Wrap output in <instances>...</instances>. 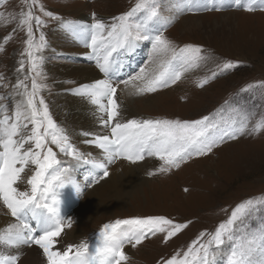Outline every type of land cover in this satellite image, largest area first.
<instances>
[{"label":"snow or ice","instance_id":"snow-or-ice-1","mask_svg":"<svg viewBox=\"0 0 264 264\" xmlns=\"http://www.w3.org/2000/svg\"><path fill=\"white\" fill-rule=\"evenodd\" d=\"M23 3L26 10L17 14L9 11L10 0H0V19L17 21L14 31H25L27 36L16 69L23 76L16 77L11 92L0 94V101H13L11 108L0 103V206L7 209L5 215L14 218V222L0 228V245L17 251L23 246L36 245L42 250L47 264H124L129 260L124 250L126 245L136 247L158 233L163 234L167 242L188 224L176 223L162 215L118 219L103 225L94 246L82 241L67 244L61 250L57 245L62 243L65 228L71 227V217L62 211V194L66 188H71L77 197L83 194V187L74 178L75 169L80 164H91L101 171L102 178H107L109 165L118 159L135 164L146 157H156L163 162L156 171L166 173L193 158L212 154L229 141L264 131V117L252 128L248 127L247 114L226 125L210 116L183 121L160 118L125 120L118 89L123 92L132 88L134 91L130 95H143L177 84L185 73L200 68L210 59L203 46L186 44L179 47L165 35L173 18L162 15L160 0H137L130 10L114 17L111 24L93 12L91 23L83 25L54 16L41 6L40 11L45 16L60 21L72 39L91 50L86 54L87 59L94 61L104 76L68 90L87 98L96 108L98 124L110 129L105 134L80 131L79 135L85 138L83 143L94 144L102 150L103 159H94L90 153L82 152L67 127L53 118L49 103L41 94L50 90V85L43 82L46 77L42 53L47 42L43 31L36 37L34 26L43 27L45 21L34 14L36 0H23ZM227 6H243L244 11L251 13L264 10V0H231V5L230 0H214L211 7L202 0H184L176 5V18L186 12L219 11ZM9 39L11 36L6 37L5 42ZM141 42L151 43L146 63L125 79L114 78L119 57L134 52ZM3 50L0 45V51ZM25 64L28 65L27 74H24ZM237 65L238 62L224 61L218 65V71L198 81L197 86L203 88L210 79ZM252 87L247 86L248 89ZM50 145H55L59 154L70 160L58 158V153ZM148 174L152 176L156 172ZM91 183L89 181V185ZM257 203L247 199L238 204L214 232H201L187 251L176 252L171 258L163 259L162 264H215L224 251L222 246L234 241L237 230L257 210ZM258 251L264 257V229L235 243L227 256L228 264H264V258L254 259ZM18 260V254L0 252V264H17Z\"/></svg>","mask_w":264,"mask_h":264},{"label":"rangeland","instance_id":"rangeland-1","mask_svg":"<svg viewBox=\"0 0 264 264\" xmlns=\"http://www.w3.org/2000/svg\"><path fill=\"white\" fill-rule=\"evenodd\" d=\"M136 2L137 0H36L34 14L45 21L43 27L34 26L36 37L38 38L40 31H43L46 38L47 47L42 53L44 64L45 62L59 64V60L74 63L78 59L67 53L48 54L52 48L48 43L50 41L47 39V33L52 28H60L61 24L60 21L45 16L40 11L41 6L45 11H51L54 16L83 25L91 23L93 12L106 23L111 24L114 22V17L130 10ZM183 2L184 0H160L162 15L173 18V23L168 26L165 35L179 47L186 44L203 46L210 59L200 68L185 73L177 84L169 88L160 89L155 93L133 95V99L125 101L134 106L135 101L143 103L142 97L156 94L152 99L156 101L162 96L161 106L140 110L146 111L144 113L151 118L183 121L210 116L221 125H226L233 119L239 120L242 114H247L248 127H254L264 117V15L258 13H264V10L258 9L250 13L244 11L243 6L240 8L227 6L219 11L186 12L176 18V5ZM204 2L211 7L214 0H204ZM21 10H26L23 0H10L9 11L19 14ZM188 14L197 15V22L202 23L199 29L198 25L186 27L182 23L181 18ZM5 15L7 16V12ZM224 18L231 21L224 22ZM16 23L17 21L0 19V45H3L4 49L0 51V74L3 77L0 79V94L2 95L12 91L18 75L21 78L23 76L17 73L16 69L19 68L27 36L25 31H14ZM9 36L11 39L5 42V38ZM139 47L141 49L138 52L119 57V62L124 63V66L119 68L123 74L115 72L116 79H125L135 74L139 67L146 63L151 43L141 42ZM135 60L136 63H133ZM228 60L238 62L237 67L218 75L215 79H210L203 88L197 86L198 81L210 77L213 71H218V65ZM92 63L95 64L94 61ZM134 66L136 69H133ZM126 70L131 72L128 73ZM27 73L28 65L25 64L24 74ZM43 74L46 77L43 82L50 85V90H45L41 94L45 96L50 107L51 102L48 99L54 88L51 86V76L44 70ZM27 83L30 85L31 81ZM248 85L253 87L248 89ZM121 88L123 89L124 86L121 85ZM121 97L125 99L124 95ZM0 103H6L11 108L13 101L6 100ZM53 150L57 152L54 148ZM58 158L70 160L63 158L59 153ZM194 160H199L200 165L188 171L192 174L178 175L172 174L171 171L167 175L155 174L153 177L157 176V178L146 185H151L150 192L148 191L150 186L146 189L147 192L139 191L140 198L137 200L131 198L121 205L117 202L109 203L106 209L96 211L94 216L82 218L79 224H88L83 229L86 233L84 241L91 242V246H94L98 242L103 225L114 223L118 219L162 215L176 223H187V228L167 242L164 241L163 234L158 233L156 236L147 237L136 247L125 246L124 250L129 260L124 264H162L163 259L171 258L176 252L187 251L189 245L201 232H214L219 223L229 218L238 204L253 199L258 202L257 210L247 218L243 227L237 230L234 241L222 246L224 251L215 261V264H228L227 256L235 243L264 229V131L244 135L237 141H229L208 156L193 158L181 164L179 168H174L175 171ZM162 164L163 162L158 160L152 172ZM171 170L173 171V168ZM84 173H79V177L87 185L84 188L89 189L90 185L86 182L93 176L90 172ZM85 177L88 179H84ZM67 213L71 221L77 224L79 217L74 211L70 209ZM207 238L206 236L204 239ZM148 242L149 245H146ZM144 245L145 252L141 253L142 258H139L140 253L137 249ZM36 249L38 250L37 246ZM0 252L9 254L2 249ZM262 258L264 257L259 251L254 256L257 261Z\"/></svg>","mask_w":264,"mask_h":264},{"label":"bare ground","instance_id":"bare-ground-1","mask_svg":"<svg viewBox=\"0 0 264 264\" xmlns=\"http://www.w3.org/2000/svg\"><path fill=\"white\" fill-rule=\"evenodd\" d=\"M258 13L264 15V13L262 12ZM181 20L186 27H193L198 25L197 28L199 29L202 25L200 21L197 22V15L195 14H188L181 18ZM224 20V22H228L229 19L224 18ZM180 26L182 28V25ZM47 34V39L48 41H50L48 43L50 44V48H52L51 50H49L50 52L48 54L67 53L70 56H74L78 59L74 63H66L64 62V60H59V64H49L45 62L43 66V70L51 76V86H53L54 88V92L48 99L51 102L50 109L53 113V118L56 119L58 123L67 127V129L72 133L73 142L77 144L82 152L86 154L90 153L92 158L102 160V150L97 148L94 144L83 143V140L85 138L79 135V133L81 130H86L89 132L105 134L108 133L110 129L102 128L98 124V113L96 112V108L87 100V98L76 96L68 90L80 84L91 83L97 79H102L104 78V76L98 71L95 64H93L91 60L87 59L86 54L91 50L85 48L81 43L72 39L68 35V33H66L65 30H63L61 27L57 29L52 28ZM136 52L137 48L134 53ZM136 61L137 60L133 61V63H136ZM123 66L124 63L118 62L116 66L118 67V69L115 70V68L114 73L118 72L120 74H123V71L119 69ZM66 81H74L75 83L70 84L66 83ZM132 91H134V89L129 88V90L123 92L119 90L117 92V95L122 100L124 119L127 120L132 118H151V116L144 113L146 111L140 110L155 109L160 107L163 101L162 96L159 97V99H157L156 101L152 99L154 96H156V94L152 96L148 95L147 97H142L143 100H141L143 101V103L135 101L133 106L125 101L126 99L128 101L131 98L133 99V95L129 94ZM122 95H124L125 99L121 97ZM134 100L138 99L134 98ZM50 146L57 150V153H59V150L55 147V145ZM62 157L69 158L64 156ZM158 160L159 159L156 157H146L143 161H139L133 164L127 160L118 159L114 164L109 165L110 175L107 178H102L101 171L98 169H94L91 164H80L75 169L74 178L83 187V194L77 197L75 192L71 188H66L62 194V200L64 201L62 209L63 213L66 214L70 209H72L75 215L79 217L77 219L78 222H76L77 224H75L73 221H71L70 228L72 229L65 228V234L62 235V243L57 245V247L63 250L64 246H66L67 244H78L84 241V236L86 235V233L83 229L88 224H79L82 218L94 216V213L96 211L106 209L109 206V203L117 202L121 205L124 204V202L130 201L131 198L137 200L138 198H140L139 191L144 190L145 192H147L146 189H148L149 186L150 188L148 191L150 192L151 185H146L149 184V181L154 180V178L156 179L157 176L153 177V175L150 176L148 173L152 172ZM198 161L199 160H194L193 162L184 165L177 171H175V169L173 168V171L171 170V173L178 175L184 173L186 175H190L192 174V172L189 173L188 171L197 168V166L200 165L198 164ZM156 170V175L162 173ZM83 171L87 172V174L90 172V174H92L93 176L92 179H88V181L86 182V184L89 185V181H92L89 189L84 188L86 186L84 180L79 177V173H84ZM167 173L168 172H166L164 175H167ZM98 177L99 182H96ZM6 212L7 209L0 206V228L6 227L7 223L14 222V218L10 217V215H5ZM149 242L146 245H149ZM89 244L91 245V242H89ZM144 247L145 245L139 246V248L137 249L138 253H140L138 255L139 258H142L141 253L143 254L145 252ZM0 249L8 252L9 254L20 255L17 264H47L42 250L39 247L37 250L35 245L23 246L19 251L9 250L3 245H0ZM127 249L128 247L126 248V250Z\"/></svg>","mask_w":264,"mask_h":264}]
</instances>
